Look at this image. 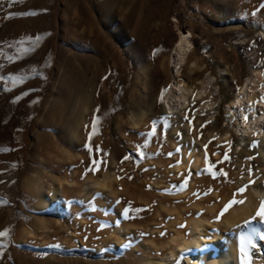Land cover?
Wrapping results in <instances>:
<instances>
[{
	"label": "rangeland",
	"instance_id": "obj_1",
	"mask_svg": "<svg viewBox=\"0 0 264 264\" xmlns=\"http://www.w3.org/2000/svg\"><path fill=\"white\" fill-rule=\"evenodd\" d=\"M262 4L264 0H14L10 6V0H0V76L24 78L15 84L0 80V232L8 230L0 237V264L157 263L166 258L168 239L176 233L189 236L191 220H223L225 214L219 222L215 217L245 194L233 195L249 184V167L255 183L260 178L264 183L260 141L251 137L241 143L227 110L246 82L247 99L253 95L255 102L264 95ZM26 12L35 14L10 16ZM179 33L190 34L191 50L174 73L172 49ZM205 78L211 79L205 95L214 99L210 111L200 108L204 96L190 99L180 111L165 110L164 97L174 82L190 88L192 97ZM94 115L98 124L89 141ZM164 116L170 125L166 137L158 125L157 134L140 149L141 158L137 146L146 136L139 134ZM254 141L259 146L250 149ZM193 151L201 154V171L196 176L189 169L173 172L184 165V153ZM225 151L231 162L218 163ZM205 153L212 170L223 169L227 177L213 179L203 172ZM125 155L132 159L122 163ZM101 156L106 165L85 174L91 160ZM250 156L254 158L246 159ZM104 174L115 177L119 205L117 197L84 191L89 179L101 181ZM185 178L188 183L179 190L176 186ZM59 183L63 188L56 199ZM215 204L216 210L207 213ZM161 205L174 216L156 217ZM125 207H130L129 218L122 215ZM254 215L226 232L213 225L210 236L226 238L238 252L242 229L237 225ZM252 226L264 231L258 219ZM254 242L252 264H264V241ZM178 261L185 264L183 257L170 264Z\"/></svg>",
	"mask_w": 264,
	"mask_h": 264
},
{
	"label": "bare ground",
	"instance_id": "obj_2",
	"mask_svg": "<svg viewBox=\"0 0 264 264\" xmlns=\"http://www.w3.org/2000/svg\"><path fill=\"white\" fill-rule=\"evenodd\" d=\"M190 34H181L179 33L175 42V45L172 49V61H173V72L177 73V70L183 61V59L188 55L191 50V42L189 40ZM194 64V63H193ZM192 64V65H193ZM196 66V65H195ZM220 73L225 74V70H219ZM179 82H174L173 86L170 88L168 93L164 97V107L165 110L174 113L180 111L181 109L186 108L189 104L190 99H199L203 96L205 97L208 86L211 83L210 78H205L200 85L196 88V92L190 96L191 90L186 87L184 84L181 85ZM248 83L246 82L243 86L240 87L237 95L233 97V100L228 106V111L232 109L236 110V113L233 115L239 114L240 118L235 120V131L239 132V141L243 143L246 138L254 137L260 141L259 155L264 161V120L260 118H253L248 123L243 121V113L240 112L241 108H247V104H253V95L249 96V99L246 98V87ZM193 91V90H192ZM208 95V93H207ZM211 95L209 94V97ZM208 96L205 97L204 102L201 104V110L208 112L212 109L213 104L212 100ZM199 101V100H198ZM85 103V102H84ZM214 103V102H213ZM85 107V106H84ZM88 107V106H87ZM259 109L260 106L256 105ZM87 110V108H86ZM85 110V112H86ZM84 114V113H83ZM140 116V115H139ZM141 119V118H140ZM202 150V149H201ZM196 152V150H195ZM201 156V154H200ZM197 156L194 151L190 156L184 153L183 155V166L176 165L172 171L175 173L181 172L183 169H189L191 173L196 176L199 171V161L201 157ZM263 178H260L254 185L246 189L245 194L239 196V200H243V204H239L238 207L232 206L225 213L223 220L218 224H213L208 219H193L189 223V236L183 237L180 234L176 233L173 237L168 239L165 247L168 249L166 258H156L158 262H147L143 264H170L172 260H176L177 257H183L185 264H239V251H236V245L231 244L226 238L221 240V237L217 234L210 236V227L213 225L220 226L222 225L224 231L226 232L237 222L250 217L253 214H256L257 209L260 207L261 200H264V183L262 182ZM87 185L84 188L86 193H107L108 198L115 199V192L113 191V183L115 182L114 175L104 174V178L101 181L99 180H88ZM62 183V182H60ZM58 185L54 189V198L58 199L61 196L62 184ZM69 185V184H68ZM67 185V186H68ZM195 183L190 182L189 188L194 189ZM69 186H72L71 184ZM73 189V188H72ZM74 190V189H73ZM119 200V199H118ZM216 204L213 207L206 208V212L211 214L216 210ZM161 212L159 211L156 214V217L160 215H169L174 216L175 212L161 205ZM198 208V207H197ZM160 210V209H159ZM206 218V217H205ZM171 219V218H170ZM169 219V220H170ZM178 219L173 221L176 223ZM161 222V221H160ZM130 230L127 227L123 228V233L127 234ZM221 240V241H220ZM118 243V242H116ZM183 254V256L181 255ZM142 264V263H140Z\"/></svg>",
	"mask_w": 264,
	"mask_h": 264
},
{
	"label": "snow or ice",
	"instance_id": "obj_3",
	"mask_svg": "<svg viewBox=\"0 0 264 264\" xmlns=\"http://www.w3.org/2000/svg\"><path fill=\"white\" fill-rule=\"evenodd\" d=\"M11 2H14V0H10V6H11ZM21 2H23V0H21ZM261 7H264V4L261 5ZM35 13L33 12H26V13H15V14H10L11 15H34ZM255 14V13H253ZM9 17H5L10 18ZM39 39V37H37V40ZM21 43H23L21 41ZM21 51H26V49H21ZM7 59L12 60L13 57L9 56L7 57ZM3 65H0V68H2ZM23 77H16V76H8V77H3L0 76V80H3L5 83H7V81L11 80L13 82V84L17 83L18 81L23 80ZM5 91H8L7 88L4 89ZM167 91V90H164ZM23 95H28L27 92L23 93ZM163 97V91L161 93V98ZM21 97H16V100L18 101ZM15 102V101H13ZM33 103H37V101H33ZM256 105H259L260 108L258 109L256 107ZM99 111V109L97 110ZM240 112L243 113V121L245 123H248L251 119L253 118H260L262 120H264V95H261L259 97V99L257 101H255L253 104H249L247 106V108H241ZM233 113H236L235 109H232L229 113V116L232 119L238 120L240 118L239 114L233 115ZM193 119L195 118V112L193 111L192 114ZM229 117H226L225 119L227 120ZM184 119L187 121L188 125H189V130L191 131L193 128V124H192V119H189L188 114L186 113L184 116ZM97 124H98V119L97 117L94 115L93 119H92V127H91V134L89 135L88 139L89 141L92 139V135L96 134V128H97ZM162 124L163 125V129L165 130V137L167 135V130L169 129L170 125H169V117L164 116L161 117L159 119H154L151 122V130L148 131L146 134L145 133H141L139 135L141 136H146L145 142L144 144L138 145L137 146V155L140 156L141 158H144L143 153L140 152L141 148H145L148 146V141L151 140L156 134H157V126ZM201 127H204V125H202ZM180 133H177V136H180ZM231 144V142H229V145ZM258 142H253L251 145H249V148H256L258 147ZM205 148H207V145H205ZM88 151L91 154L92 153V148L88 147ZM181 151L180 147H177L176 152L179 153ZM97 152H99V148H97ZM156 154H159V152H157ZM217 155L219 153H216ZM107 153H104L103 156H106ZM169 156H172L173 153H169ZM103 156H101L100 158H94L91 160V164L89 165V167L86 169V173L87 172H96L97 170H99L101 168L102 164L106 165V161L103 159ZM254 157H247L246 159L251 160ZM132 159V156L130 155H125L123 157V160L121 161L123 163V161H127ZM224 161H228L229 163L230 161V156H229V152L225 151L223 154V159L222 161H219L218 163H223ZM179 163V162H177ZM205 164L206 167L203 169L204 173L210 174L212 176L213 179H216L218 177H227V173L223 170V169H219L218 171H213V167H215L214 165H208V157H207V153H205ZM170 167H173V165H170ZM145 171H147V169H145ZM248 176H249V184L244 185L243 187H240L237 190V193H234L233 195H237V194H243L246 189L249 187V185L255 183V180L252 178L253 177V170L251 167L248 168ZM120 177H118L119 179ZM129 180L132 179V177H128ZM0 183H3V181H0ZM188 183V179L185 178L183 180V182L176 186L179 190H183L186 185ZM167 191V190H166ZM211 191V189H209V192ZM197 195V197L199 198V194H194ZM205 195H207V193H205ZM117 205H119L121 203L120 200H117L115 202ZM244 201L243 200H236V199H232L231 201H229V203H227L224 208L220 211V213L215 217V221L219 222L221 217L229 210V208H231L233 205L235 204H243ZM129 211H130V207H125L123 210L122 215L125 218H129ZM137 213L142 211L141 209H136L135 210ZM257 219L259 220V224L260 225H264V200H261L260 202V207L259 209H257L256 214L254 216L251 217V219L246 220L244 222L243 225H237V227L239 229H242L239 234H238V239H239V264H252V253L249 251L250 249H255L257 248V244L254 242L256 238H258L260 241H264V231L259 230L256 227H253V222L257 221ZM101 227H105V225H101ZM179 227L183 228L185 227V225H180ZM215 231V230H213ZM8 235V230H5L3 232H0V237H4ZM143 235V234H141ZM166 235V233L161 232V236ZM55 247H59V245H56ZM183 256V254H181ZM177 264H179V261L177 262Z\"/></svg>",
	"mask_w": 264,
	"mask_h": 264
}]
</instances>
